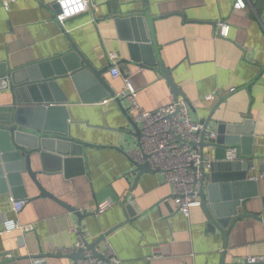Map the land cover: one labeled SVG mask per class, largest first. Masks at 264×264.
Listing matches in <instances>:
<instances>
[{
  "label": "crops",
  "instance_id": "obj_1",
  "mask_svg": "<svg viewBox=\"0 0 264 264\" xmlns=\"http://www.w3.org/2000/svg\"><path fill=\"white\" fill-rule=\"evenodd\" d=\"M237 1L89 0L86 12L62 23L56 17V0H13L9 8L0 0V79L5 72L53 61L75 44L97 68L113 64L116 57L120 69L131 73L141 108L157 110L177 99L164 72L157 63L152 68L126 63L135 31L148 37L153 33L179 89L178 98L190 101L191 117L209 121L208 129L215 135L222 123L252 133L244 146L253 152L255 165L248 175H254L264 170V0H243L241 8ZM219 20L230 25L229 36L217 34ZM110 68L104 73L106 81L120 95L123 79ZM93 82L94 76L85 74L77 82L71 75L58 79L56 92L66 102L51 114L67 116L68 121L49 123H65L71 137L90 145H73L77 154L66 161L61 155L60 172L38 175L57 199L87 216L80 219L62 202L40 196L27 172L0 179V264H74L52 250L75 247L76 228L94 242L122 222L97 245L103 252L110 242L122 264H247L249 255L264 254V178L255 180L259 195L239 207L240 213L263 218L240 217L226 234L210 230L203 204L193 206L189 216L177 210L173 184L163 172L137 175L129 154L139 148L141 136L132 133L134 127L114 96L98 98L104 91ZM212 93L216 98L206 100ZM13 102L10 89L0 90L2 118ZM124 105L131 115L129 100ZM26 151L32 152L34 170L42 171L44 160L48 170L55 167L45 150ZM206 153L216 160L212 149ZM14 164L21 166L20 160ZM108 192L119 200L98 212L100 198ZM204 192L208 193L207 184ZM127 196L128 211L135 215L130 221L122 203ZM19 199L27 203L17 213ZM8 217L33 224L34 229L23 234L6 231ZM9 254L15 256L8 258Z\"/></svg>",
  "mask_w": 264,
  "mask_h": 264
},
{
  "label": "water",
  "instance_id": "obj_2",
  "mask_svg": "<svg viewBox=\"0 0 264 264\" xmlns=\"http://www.w3.org/2000/svg\"><path fill=\"white\" fill-rule=\"evenodd\" d=\"M55 4L58 8L59 4L56 2ZM132 41L130 46L131 58L127 59L126 63L135 64L141 68H152L157 63L178 98L179 89L174 83L172 72L165 66L154 34L152 33L148 37L141 35L140 30L135 31ZM112 66L113 64L109 63V65L102 68L95 67L78 46L74 44L71 51L60 55L53 61L40 62L39 64L22 67L9 74L5 72L1 75L0 90L10 89L14 96V102L12 106L5 110L4 118L0 116V179L11 177L13 174L27 172L39 188L40 196H49L62 202L80 219L87 216V212H82L57 199L38 180V175L42 173L54 175L60 172L62 166L61 155L65 156L64 161H66L67 156L77 154L72 150L73 145H79L80 147L90 145L80 139L71 137L68 125L65 123H56L58 119L68 121L67 116L60 118V116L53 117L51 114L54 109L64 107L62 103L66 102V97L60 96L56 92L60 77L71 75L74 82H77L79 76L83 74L93 75L94 88L104 91L103 95L98 98L102 99L109 95L114 96L134 127L132 133L138 137L141 136L140 126L133 120L128 108L124 105V100L126 99L121 98L106 81L104 73ZM50 120H56V122L53 121L52 125L49 123ZM208 122L205 123L206 128L200 132L202 136L200 143L193 142L194 146L200 148L204 158L207 156L206 149H212L216 159L211 162L209 167H202L201 198L210 219V230L221 229L226 234L229 226L240 217L263 218L256 213L249 211L240 213L239 211L240 206H246L247 200L259 195L255 187L256 181L248 178L249 170L255 165V160L252 158L253 152L251 149L247 150L244 146V142L250 138L249 136L252 133L241 131L240 128H233L234 125L222 123L219 126L217 135L210 138L208 136L210 133ZM236 145L241 147L240 155L247 159L246 163L226 161L228 149ZM27 147L32 150H45L47 156H49L48 161L50 158L54 160L55 167L52 170H48L47 163L44 160L45 168L42 171L34 170L32 152L26 151ZM81 153L79 152L78 154ZM14 160H20L21 166L16 167ZM133 165L138 176L154 170L149 161L145 163L134 161ZM206 184L208 188L207 194L204 192ZM105 194H107L105 197L100 198L101 201L111 198L118 202L119 197L116 194L112 192ZM261 199L264 205V196ZM122 203L126 207V221L132 220L135 215L128 211L129 196ZM124 223L117 224L105 231L96 241H88L86 243L87 248L95 256L104 258L102 252L97 249V245ZM62 255L70 257L76 262L80 257L84 256V251L80 249L77 252L59 256Z\"/></svg>",
  "mask_w": 264,
  "mask_h": 264
},
{
  "label": "built area",
  "instance_id": "obj_3",
  "mask_svg": "<svg viewBox=\"0 0 264 264\" xmlns=\"http://www.w3.org/2000/svg\"><path fill=\"white\" fill-rule=\"evenodd\" d=\"M13 0H1L3 6L9 8ZM59 7L56 9L57 19L64 23L66 19L86 12L90 3L89 0H56ZM236 7H245V2L239 0ZM230 25L225 20L218 21L217 34L229 36ZM117 58H114L113 66L110 72L115 77L123 79V87L120 97L129 100V108L133 120L141 128L140 146L130 152L129 157L134 162H150L154 170L163 172L165 178L173 184V195L177 210L186 216L191 214L193 206H201L202 198V180L203 166L209 167L213 159L209 156L203 157L198 146L193 142L200 143L202 136L200 134L206 128V124L191 117L190 101L186 97L175 99L172 103L165 105L157 110H143L137 99V90L132 85L131 73L122 71L117 64ZM217 94L212 93L205 96L206 100H214ZM210 138L214 133H209ZM240 146H233L228 149L226 160L236 161L241 159ZM250 180L264 178V170L259 173L248 176ZM27 203V199H19L15 202V211L21 212ZM115 200L109 198L98 204V212H104L111 208ZM6 231L18 229L23 234L28 230L34 229L30 223L23 224L16 218L8 217L4 221ZM78 235V242L73 248H55L52 250L55 254H70L83 249L84 256L80 257L74 264H122L116 250L113 249L110 242H107L102 254L104 258L97 257L90 251L86 243L89 241L87 233L80 228L75 229ZM26 246L25 244H23ZM15 254H9L7 257H14ZM248 264H264V254L257 256L249 255ZM46 264V263H45Z\"/></svg>",
  "mask_w": 264,
  "mask_h": 264
}]
</instances>
